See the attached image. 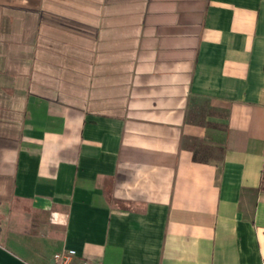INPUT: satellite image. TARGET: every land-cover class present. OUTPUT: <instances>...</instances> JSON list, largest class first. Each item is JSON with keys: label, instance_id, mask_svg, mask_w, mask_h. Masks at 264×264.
Instances as JSON below:
<instances>
[{"label": "crops", "instance_id": "0c3cea01", "mask_svg": "<svg viewBox=\"0 0 264 264\" xmlns=\"http://www.w3.org/2000/svg\"><path fill=\"white\" fill-rule=\"evenodd\" d=\"M264 264V0H0V264Z\"/></svg>", "mask_w": 264, "mask_h": 264}, {"label": "built area", "instance_id": "2783aa9c", "mask_svg": "<svg viewBox=\"0 0 264 264\" xmlns=\"http://www.w3.org/2000/svg\"><path fill=\"white\" fill-rule=\"evenodd\" d=\"M74 250H62L54 255L55 264H72V260L75 257ZM78 264H86L85 261H80Z\"/></svg>", "mask_w": 264, "mask_h": 264}, {"label": "water", "instance_id": "95a60500", "mask_svg": "<svg viewBox=\"0 0 264 264\" xmlns=\"http://www.w3.org/2000/svg\"><path fill=\"white\" fill-rule=\"evenodd\" d=\"M51 264H55L54 260H52Z\"/></svg>", "mask_w": 264, "mask_h": 264}]
</instances>
